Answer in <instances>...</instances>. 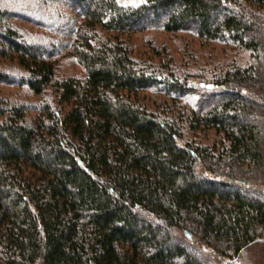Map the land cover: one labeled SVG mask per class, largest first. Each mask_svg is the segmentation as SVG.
I'll return each instance as SVG.
<instances>
[{
  "label": "trees",
  "instance_id": "16d2710c",
  "mask_svg": "<svg viewBox=\"0 0 264 264\" xmlns=\"http://www.w3.org/2000/svg\"><path fill=\"white\" fill-rule=\"evenodd\" d=\"M261 243L264 0H0V264Z\"/></svg>",
  "mask_w": 264,
  "mask_h": 264
},
{
  "label": "rangeland",
  "instance_id": "374dc122",
  "mask_svg": "<svg viewBox=\"0 0 264 264\" xmlns=\"http://www.w3.org/2000/svg\"><path fill=\"white\" fill-rule=\"evenodd\" d=\"M250 264H264V243L258 244L249 252Z\"/></svg>",
  "mask_w": 264,
  "mask_h": 264
}]
</instances>
